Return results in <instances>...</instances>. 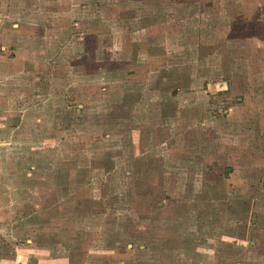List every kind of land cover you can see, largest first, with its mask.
<instances>
[{"label": "rangeland", "instance_id": "374dc122", "mask_svg": "<svg viewBox=\"0 0 264 264\" xmlns=\"http://www.w3.org/2000/svg\"><path fill=\"white\" fill-rule=\"evenodd\" d=\"M0 239L264 264V0H0Z\"/></svg>", "mask_w": 264, "mask_h": 264}, {"label": "crops", "instance_id": "0c3cea01", "mask_svg": "<svg viewBox=\"0 0 264 264\" xmlns=\"http://www.w3.org/2000/svg\"><path fill=\"white\" fill-rule=\"evenodd\" d=\"M4 168H2L3 170ZM20 247H16L13 251L8 250L5 243L0 239V264H28L27 252ZM36 262L34 264H65L63 259L43 260L39 256H35Z\"/></svg>", "mask_w": 264, "mask_h": 264}]
</instances>
